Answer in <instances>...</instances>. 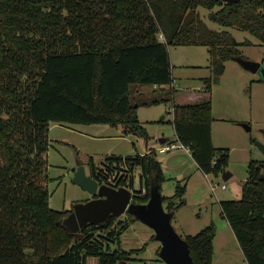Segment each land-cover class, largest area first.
<instances>
[{
  "label": "trees",
  "instance_id": "1",
  "mask_svg": "<svg viewBox=\"0 0 264 264\" xmlns=\"http://www.w3.org/2000/svg\"><path fill=\"white\" fill-rule=\"evenodd\" d=\"M199 6L210 9L211 21L247 30L264 43V0H0V264L131 259L121 235L132 221L111 215L71 232L62 221L73 209L50 205L45 180L53 122L121 126L124 135L148 142L139 106L172 101L177 141L191 149L204 173L219 177L228 170L230 148L213 143L211 94L226 61L243 57L241 45L253 42L211 28ZM171 45L207 46L214 75L204 78L195 102L174 101L179 90L173 87L150 101L134 102L133 84L165 91L173 83ZM89 168L99 183L133 189V200L141 203L149 200L153 181L162 190L167 179L154 149L107 156L100 164L91 156ZM248 172L242 197L220 205L247 263L264 264V160L251 159ZM185 191L178 182L173 195L163 194L173 218L186 204ZM216 234L211 222L184 236L195 264H213Z\"/></svg>",
  "mask_w": 264,
  "mask_h": 264
},
{
  "label": "rangeland",
  "instance_id": "2",
  "mask_svg": "<svg viewBox=\"0 0 264 264\" xmlns=\"http://www.w3.org/2000/svg\"><path fill=\"white\" fill-rule=\"evenodd\" d=\"M216 8L218 6L214 9L217 10ZM201 11L205 14V7ZM235 30L237 38L250 39L253 42L252 45H241L243 57L260 61L264 66V43L247 30ZM171 57L175 65L173 75L177 79L176 85L183 87L180 88L183 89L180 93L175 94L174 101L195 102L196 98L187 99V94L191 90L199 92L200 88L197 90V87L206 85L204 78L214 75L208 47L173 45ZM233 64L228 67L224 77H220L213 84L211 94L217 118L215 146L218 148L225 145L230 148L228 170L233 175L227 180L222 175L204 176L184 148L157 151L167 178L164 183L165 193L167 191V195L173 194L178 182L186 186V204L178 214L182 223L178 226L173 220L175 228L184 237L187 235L185 231L190 230V233L195 234L214 222L217 230L214 242L215 264H248L228 220L222 214L219 199L241 198L243 182L249 175L250 160H264V152L259 147V143H264V83L257 85L252 91V85L263 77L260 71H250L238 61ZM237 66L251 75L238 71ZM168 88L164 91L148 84H133V101H150L162 93H167ZM172 105L173 102L168 101L158 105L139 106V119L153 136L148 142L135 134L124 135L121 126L53 122L49 130L45 180V186L50 193V205L57 210L73 209L76 203L92 198L91 193L76 184L71 176L80 165H84L90 173L91 156L100 164L107 156L134 155L145 151L147 147L149 149L151 144L160 145L162 137H167L168 141H177L172 116L168 111ZM175 143L180 145L179 141ZM139 176L138 167L135 171L136 188L140 187ZM217 182L225 183L227 188L218 187L213 190L211 184ZM120 217H124L125 221H132V226L121 235L122 248L131 252V259L118 264H167L157 251L161 248V243L153 238L154 230L126 213ZM87 264H100V260L91 256Z\"/></svg>",
  "mask_w": 264,
  "mask_h": 264
},
{
  "label": "water",
  "instance_id": "3",
  "mask_svg": "<svg viewBox=\"0 0 264 264\" xmlns=\"http://www.w3.org/2000/svg\"><path fill=\"white\" fill-rule=\"evenodd\" d=\"M236 60L250 71H260L264 80V66L260 61L249 60L242 56H238ZM161 141H165V138ZM259 147L264 152V143H259ZM231 174V171L226 170L222 173V177L227 180ZM71 176L76 184L91 193L92 198L76 203L70 215L63 219V225L68 231L79 232L89 223H103L111 215L119 217L129 211L136 219L154 230L155 239L161 243L160 256L167 264H195L189 242L177 231L173 224V212L168 211L164 205L163 193L157 180L151 185L149 200L141 203L133 200L135 195L133 189L99 183L87 172L84 165H80Z\"/></svg>",
  "mask_w": 264,
  "mask_h": 264
},
{
  "label": "crops",
  "instance_id": "4",
  "mask_svg": "<svg viewBox=\"0 0 264 264\" xmlns=\"http://www.w3.org/2000/svg\"><path fill=\"white\" fill-rule=\"evenodd\" d=\"M203 6H199L198 7V10L200 11V13H201V17L208 23V25L211 27V28H214V29H217V30H221V29H227V30H229L232 34H233V36L237 39V40H239V41H243V39L241 40V39H239V38H237V36H236V28L235 27H227V26H221V25H219L218 23H216V22H213V21H211L210 19H209V17H208V15H209V12H210V9H208V8H206L205 7V14L203 13V11H201V8H202ZM217 9V8H216ZM218 9H219V7H218ZM208 11V12H207ZM171 46H173V45H171ZM171 46L169 47V53H170V57H171ZM187 59H185V61H186ZM259 60V59H258ZM237 61V60H232V59H230V60H227L226 61V63H225V65H226V67H225V72L221 75V78L222 77H224V75L226 74V72H227V70H228V67L230 66V65H234L233 63H235V62ZM171 63H172V66H173V68L175 67V65L173 64V62H172V57H171ZM237 70L238 71H241L243 74H245V75H248V76H250L251 74H248L247 72H244V70H242V68H238V66H237ZM174 76V75H173ZM262 83H264L263 82V79L262 78H260V79H258V80H256V82L252 85V91H254V88L257 86V85H261ZM177 84V79L175 78V76H174V81H173V83L171 84V85H166L165 87H173V88H177L179 91H177L178 93H180V90H183V89H180V88H183V87H181L180 86V84H179V82H178V84L179 85H176ZM177 86H179V87H177ZM153 88H160V86L159 85H154V86H152ZM198 88H200V91H202L203 89H204V87H197V90H199ZM212 91H213V89H212ZM201 94L200 93H198V92H196V91H194V90H191L188 94H187V99H190V100H194L195 98H197L198 96H200ZM214 102V101H213ZM160 103H162V102H160ZM160 103H158V104H160ZM158 104H154V105H158ZM170 113L169 114H171V116H172V120H173V105H172V107L170 108V110H168ZM214 112H215V106H214V103H213V116H214V120H213V125H212V137H213V143H214V145H215V123H216V121H217V118H216V116H215V114H214ZM166 116L164 115V118H165ZM108 125V124H107ZM150 134V133H149ZM150 136H151V138L153 137L151 134H150ZM162 136H165V135H162ZM177 137V136H176ZM151 138H150V140H151ZM162 138H165V141H161V139ZM162 138H160V145H156V144H151V145H149L150 147H149V149H148V147H147V149L145 150V151H143V152H141V153H145V152H147V151H149L150 149H154L156 152L157 151H163L162 150V147L165 145V144H168V143H171V142H177V141H168V139H167V137H162ZM149 140V141H150ZM178 145V144H177ZM181 145V144H180ZM178 146L179 148H184L185 149V151L193 158V155H192V151H191V149L189 148V147H187V146ZM224 147H227V146H225V145H223ZM228 148V147H227ZM170 151V150H169ZM158 155V154H157ZM123 156H126V155H123ZM159 158V157H158ZM160 159V158H159ZM194 159V158H193ZM160 161H161V159H160ZM194 161H195V159H194ZM162 162V161H161ZM196 162V161H195ZM196 164H197V162H196ZM198 165V164H197ZM162 167H163V170H164V173H165V169H164V165H163V163H162ZM199 167V166H198ZM200 169V168H199ZM200 171H202L201 169H200ZM202 173L204 174V176H206V177H210V176H214L213 174H206V173H204L203 171H202ZM233 175V172H232V174H231V176ZM217 177V176H216ZM164 183H165V181L162 183V192H163V194L164 195H167L168 194V192L166 191V193H165V191H164ZM136 186V185H135ZM226 188H227V185H226ZM226 188H224V189H226ZM174 194V193H173ZM173 194H169V195H173ZM221 200H224V199H219V202H221ZM221 206V205H220ZM182 208V207H181ZM181 208L175 213V216H174V218H173V220H175V222H176V224L178 225V226H180V224L182 223L180 220H179V218H178V214L180 213V211H181ZM130 226H132V223L130 224ZM182 227H183V225H181ZM185 229V228H184ZM232 229V228H231ZM233 231V230H232ZM185 233L186 234H192V233H190V230H187V231H185ZM234 233V232H233ZM217 236V235H216ZM159 248V247H158ZM89 257H91V256H89ZM88 257V258H89ZM88 258H87V262H86V264L88 263ZM213 264H215V260H214V258H213Z\"/></svg>",
  "mask_w": 264,
  "mask_h": 264
},
{
  "label": "built area",
  "instance_id": "5",
  "mask_svg": "<svg viewBox=\"0 0 264 264\" xmlns=\"http://www.w3.org/2000/svg\"><path fill=\"white\" fill-rule=\"evenodd\" d=\"M160 38L161 39H164V35L163 34H161L160 35ZM181 144V143H180ZM179 145H177V143H175V142H171V143H168V144H165L163 147H162V150L163 151H169V150H171V149H173V148H177ZM181 146H185V145H183V144H181ZM211 187H212V189L213 190H215L216 188H218V187H221V188H226V184L225 183H213V184H211Z\"/></svg>",
  "mask_w": 264,
  "mask_h": 264
}]
</instances>
